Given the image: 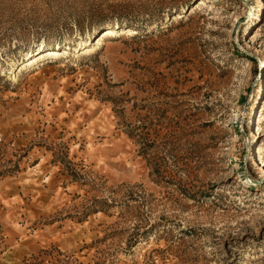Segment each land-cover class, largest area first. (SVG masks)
Masks as SVG:
<instances>
[{"label": "rangeland", "instance_id": "374dc122", "mask_svg": "<svg viewBox=\"0 0 264 264\" xmlns=\"http://www.w3.org/2000/svg\"><path fill=\"white\" fill-rule=\"evenodd\" d=\"M0 264H264V0H0Z\"/></svg>", "mask_w": 264, "mask_h": 264}, {"label": "bare ground", "instance_id": "6f19581e", "mask_svg": "<svg viewBox=\"0 0 264 264\" xmlns=\"http://www.w3.org/2000/svg\"><path fill=\"white\" fill-rule=\"evenodd\" d=\"M204 5L202 2H200L198 4V6ZM177 17L180 19L181 18V14H178ZM128 36H133L136 34L135 30L133 29H126L125 32ZM50 56L52 57H56L57 55L55 53H51ZM35 57H29L25 62H23L21 65L23 66H28L30 64H33L35 62ZM22 69V68H21ZM21 69L19 71H21Z\"/></svg>", "mask_w": 264, "mask_h": 264}]
</instances>
